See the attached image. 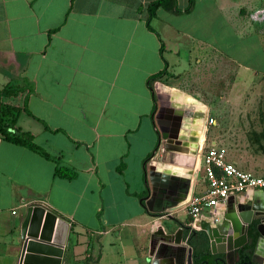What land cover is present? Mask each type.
Listing matches in <instances>:
<instances>
[{
    "label": "crops",
    "instance_id": "0c3cea01",
    "mask_svg": "<svg viewBox=\"0 0 264 264\" xmlns=\"http://www.w3.org/2000/svg\"><path fill=\"white\" fill-rule=\"evenodd\" d=\"M152 1L0 0V105L16 108L13 127L29 132L47 154L0 138V264H17L18 231L32 204L68 222L60 264H150V232L158 221L139 196L148 193L146 171L158 143L152 87L165 101L175 95L183 100L176 105L188 107L183 95H202L196 85L202 80L216 95H237L238 84L249 92L261 81L263 38L249 19L264 6L260 0H164L147 27ZM221 19L233 37H256L261 63L222 54L219 25L214 29ZM202 67L209 72L203 77ZM158 71L163 74L148 80ZM165 115L170 129L173 114ZM209 143L225 147L215 138ZM228 154L237 168L264 172V157L245 169ZM58 166L74 177L54 175ZM261 190L246 196L258 193L264 203ZM244 197L228 200L233 205ZM225 204L216 208L220 216ZM172 215L188 217L182 208ZM202 235L186 230L182 240L189 245L190 238L199 253ZM257 257L264 259L263 252Z\"/></svg>",
    "mask_w": 264,
    "mask_h": 264
},
{
    "label": "water",
    "instance_id": "95a60500",
    "mask_svg": "<svg viewBox=\"0 0 264 264\" xmlns=\"http://www.w3.org/2000/svg\"><path fill=\"white\" fill-rule=\"evenodd\" d=\"M155 91L152 87V92ZM183 96L204 110L203 105L192 96ZM155 98L158 107L153 115V123L158 143L162 141V147L167 144L184 147L192 159L190 165L180 164L182 175L179 176L154 170L152 162H159V158L148 162L146 176L149 189L143 197V207L158 221V226L152 227L150 232V264H237L241 259L238 264H264V259L257 257L259 252L264 254V203L261 196H256L260 195L258 193L235 200L233 205L227 199L217 223L211 224L206 219L193 223L206 238V246L201 245L202 252L198 253L197 247L182 240L183 230H189L194 235L195 227L174 217L172 212L181 209L194 190L202 143L199 130L203 113L189 122L188 118L192 115L189 116L188 112L170 110L173 117L168 129V116L165 114L168 113L167 105L171 106L170 96L167 101L161 95H155ZM170 161L171 164L177 162L174 158ZM260 192L264 194V190ZM165 218L172 222L173 227L161 225ZM67 230L68 222L64 218L39 204L27 205L18 231L17 264H60ZM252 241V248L244 249Z\"/></svg>",
    "mask_w": 264,
    "mask_h": 264
},
{
    "label": "rangeland",
    "instance_id": "374dc122",
    "mask_svg": "<svg viewBox=\"0 0 264 264\" xmlns=\"http://www.w3.org/2000/svg\"><path fill=\"white\" fill-rule=\"evenodd\" d=\"M260 5H264V0H260ZM225 24L226 22L222 19L220 21H214V29L216 30L218 25L220 28L219 31L221 33V39L220 43H218V47L222 51V54H226L231 51L235 52V56L239 61H244L250 65L251 61L253 64L261 63L262 61L260 62L259 58L260 55L258 56V53H256V37L250 38L248 36L245 37L241 35L233 37L231 32L226 33L227 26ZM253 24L256 25L255 23ZM216 33L217 30L215 31V34ZM255 33L258 37L263 38L262 43L264 47V34L262 35L257 33L256 30ZM255 33L254 35H256ZM250 49L251 51L253 50V58H250L249 56ZM208 73L209 72L205 67L199 69V74L202 77ZM204 82L205 81L202 80L201 83L198 82L196 84L202 88V95H190L199 101L203 105V109L206 110V115L205 113L203 115V125L201 124L204 126L201 133V149L209 142V140L213 138L221 140L225 146V150L229 153L228 155L235 160L234 163L236 165L245 169H247L248 166L252 167V163L255 164L259 157H264V74L261 81L254 83L249 92L248 88H244L245 85L238 84L236 86L237 95H216V93H214L213 86L208 87ZM207 88H211V90ZM221 89L223 88L221 87ZM173 96L178 103L183 101H179L176 99L175 95ZM188 103H190V106L188 107H194L196 105L191 101H188ZM209 119L213 120V122L209 123ZM152 139L153 148L156 143V136H152ZM183 151L184 153H181L182 151L177 152L176 149L167 150L166 147H162V141L159 140V143H157L152 154V159L155 158L154 160H158L159 158V160H164L165 162H169V164H171L172 162L170 161V158L171 156H175L176 159L174 160H177L178 162L176 164H185L186 158L188 157L190 160L192 156L190 153H187L186 148H183ZM188 162L189 161L186 160L187 164ZM256 166L259 167V164ZM254 172L258 175H264V172H259L258 170ZM196 180V193H198L200 185L203 184L202 174L197 173ZM179 212L180 211L176 212L177 216H181ZM172 213H175V211ZM181 219H183L185 223L189 222V217ZM166 224L173 227L172 222L165 218L162 225L165 227Z\"/></svg>",
    "mask_w": 264,
    "mask_h": 264
},
{
    "label": "built area",
    "instance_id": "2783aa9c",
    "mask_svg": "<svg viewBox=\"0 0 264 264\" xmlns=\"http://www.w3.org/2000/svg\"><path fill=\"white\" fill-rule=\"evenodd\" d=\"M249 19L264 34V6L251 11ZM212 122L211 119L208 120ZM200 170L204 179V189L192 193L184 202L182 209L190 219V224L200 219L217 223L220 215L216 208L226 202L232 194L246 195L255 189L264 190V177L241 170L225 160V149L215 143L202 147L199 153ZM244 197V198H245ZM208 209V214L202 213Z\"/></svg>",
    "mask_w": 264,
    "mask_h": 264
},
{
    "label": "trees",
    "instance_id": "16d2710c",
    "mask_svg": "<svg viewBox=\"0 0 264 264\" xmlns=\"http://www.w3.org/2000/svg\"><path fill=\"white\" fill-rule=\"evenodd\" d=\"M163 1L164 0H155V1H152L151 3L148 4V6H147V12L148 13H147V18L145 20V24L147 27H148V24H147L148 19L151 16H153L154 8L158 4H161V2H163ZM161 74H163V71H158L157 73L150 76L148 78V80H153V79L161 76ZM153 97H154V95H153ZM154 101H155V97H154ZM24 110H25V108H24ZM16 112H17L16 108L7 107L5 105H0V138L7 140V141H10L16 145L24 146V147H26L32 151L39 153L40 155H43L44 157H47V154L44 152V150L42 148H40L39 146H37L33 142L32 135L29 132L20 131V130L13 127ZM54 175H56L58 177L72 178V177H74L75 173L73 170H71L69 168L58 166L54 169ZM145 194H146V192L142 193V195L139 196L142 206H143L142 200H143V197L146 196ZM202 233H203L202 231H198L195 234L202 235ZM188 240H189L188 243L191 244L190 238H188ZM200 244L203 246H206V238H205L204 233H203L202 238L200 240ZM191 245H193V244H191ZM252 245H253V241L251 243L245 245L244 249H251Z\"/></svg>",
    "mask_w": 264,
    "mask_h": 264
},
{
    "label": "bare ground",
    "instance_id": "6f19581e",
    "mask_svg": "<svg viewBox=\"0 0 264 264\" xmlns=\"http://www.w3.org/2000/svg\"><path fill=\"white\" fill-rule=\"evenodd\" d=\"M164 99V98H163ZM187 102L188 101H191V100H186ZM192 103H195V102H193V101H191ZM175 104V103H174ZM196 105L194 106V107H189V108H194V109H196V110H198V111H201V113H202V108L199 106V105H197V103H195ZM176 105V104H175ZM166 149L168 150V149H170V150H177V152L179 151V152H181V151H183V147H181V146H175V145H169V144H167L166 146ZM171 159V158H170ZM191 159H192V157L190 158V161L188 162V164L191 162ZM161 162V163H160ZM167 163V164H166ZM153 164L154 165H156L157 167H154L153 166ZM152 164V166H153V168H154V170H156V171H161V172H163V173H165V174H168V175H172V176H179V175H182L181 173H179L182 169L180 168V165L179 164H176L175 163V165L174 164H169V162H165L164 160H159V162H157V163H153ZM190 165V164H189ZM174 169V170H173ZM179 171V172H177V171ZM182 172V171H181Z\"/></svg>",
    "mask_w": 264,
    "mask_h": 264
},
{
    "label": "flooded vegetation",
    "instance_id": "af4514ba",
    "mask_svg": "<svg viewBox=\"0 0 264 264\" xmlns=\"http://www.w3.org/2000/svg\"><path fill=\"white\" fill-rule=\"evenodd\" d=\"M154 97H155V93H154ZM155 100H156V98H155ZM164 100H165V98H164ZM170 101V103H171V107H168L169 105H167V110H168V112H171V113H173L172 111H170V110H175V111H177V110H181V111H184V112H188L189 113V116H190V114L192 115V116H190L189 117V121H190V119L193 117L194 119H197V117L201 114V111H194L193 110V108H189V107H184V106H178V105H174V103H175V100H173V99H171V100H169ZM157 107H158V103H157V100H156V109H157ZM156 109H155V111H156ZM155 113V112H154ZM154 115V114H153ZM196 124V123H195ZM195 124H193V125H195ZM154 163V162H153ZM153 166L154 167H157L156 165H154L153 164ZM186 230L184 229L183 230V233L185 232ZM242 261V259L240 260V261H238V263H240ZM237 263V264H238Z\"/></svg>",
    "mask_w": 264,
    "mask_h": 264
}]
</instances>
